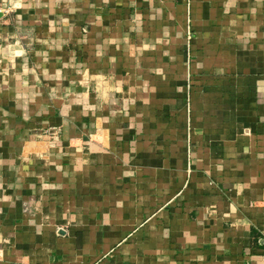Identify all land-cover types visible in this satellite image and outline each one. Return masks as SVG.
Returning a JSON list of instances; mask_svg holds the SVG:
<instances>
[{"label": "crops", "instance_id": "0c3cea01", "mask_svg": "<svg viewBox=\"0 0 264 264\" xmlns=\"http://www.w3.org/2000/svg\"><path fill=\"white\" fill-rule=\"evenodd\" d=\"M0 264H264V0H0Z\"/></svg>", "mask_w": 264, "mask_h": 264}]
</instances>
